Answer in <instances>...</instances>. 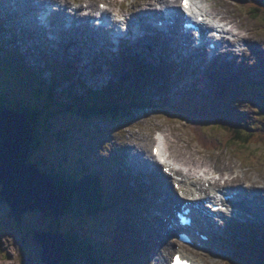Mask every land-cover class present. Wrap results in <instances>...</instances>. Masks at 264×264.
I'll list each match as a JSON object with an SVG mask.
<instances>
[{
  "label": "rangeland",
  "instance_id": "374dc122",
  "mask_svg": "<svg viewBox=\"0 0 264 264\" xmlns=\"http://www.w3.org/2000/svg\"><path fill=\"white\" fill-rule=\"evenodd\" d=\"M142 1L144 0H86L85 2L82 0L81 2L86 5L94 3L95 11L91 15L95 16L105 4L113 13H120L121 9L126 12L122 14H129L135 9V4ZM74 2V0H69L67 5L71 7ZM244 2L247 0H206L207 7L210 6L212 9L207 8L210 13L214 11L217 13L216 17L221 15L227 21L234 22V25L236 23L237 27L242 28L240 30L247 38L243 46L246 52H239L236 55L228 54L224 58L219 56L211 65L207 59L203 58L202 53L198 60L192 57L184 60L181 57L180 51L183 48L179 41L177 46H174L178 53L176 58L173 56L171 47L167 48L168 42H161L162 48L160 49L164 50L163 54L159 48L149 45L143 44L136 50L123 45L119 50H115V57L112 58L100 49L101 41L95 42L91 39H88L87 43L76 44L78 47H74L76 53L80 55V59L76 60V57L66 56L63 60H56V63H53V55H42L39 54V49H35L36 51L32 49L38 42L35 37L30 36L27 39V36H24L16 39L17 33L13 29L9 28L7 32V40L12 38L14 42L8 47L6 40V55L17 53L19 49H21L19 52H22L25 48L28 51V58L18 57L17 53V60L28 66L30 72L35 70L39 74L33 79L26 73H10L13 74L12 79V77L6 76L10 67L1 61L0 72L3 76H0V100L5 99L6 101H3L10 105L9 108H13L14 105H21L24 108L27 105L36 107L43 105L49 117L45 124L40 122L36 125V130L41 135V143L38 150L32 153L30 162L37 163L40 169L47 167L50 171L54 170L57 176L61 171L59 165L65 167L64 170L66 168L75 170L76 168L78 172L86 174L83 172V168L81 169L80 163L77 162V160H85V158H89V161H86L89 164H96L97 167L102 168L103 164L111 163L112 166L109 168L115 174L114 183L106 184L109 188L106 199L110 204V207L107 208L110 209L105 210V213L97 217L83 218L82 223L79 222L78 227L75 228H78L77 230L82 233L93 231V235L101 236L107 243L109 240L113 241L114 243L111 244L113 249L109 253L116 254V251L123 253L122 260L129 259V262L126 263L149 264L153 257L151 251L159 242H156L154 238L153 241H147L144 238V233L139 230L144 231L147 224L154 228L155 224L151 214H160L159 209L161 208L169 210L171 195L167 194L168 191L172 186L179 195L183 185L181 179L174 178L175 181L170 186L163 180L166 177L145 167L144 163L142 166L138 165L145 162V157L152 158L153 147L157 145L164 147V142L167 140L168 153L172 157L187 161L194 160L195 165L206 163L208 167L214 163L221 167L226 160L232 159L238 166H241L242 174L244 170L252 172L260 176L264 182V148L257 147L250 151H244L249 156H245L243 153L240 155L241 157L232 150L221 149V151L209 152L197 143L194 133L196 130L203 135L222 140L225 137L223 129H221L223 126L243 124L247 128L257 130L264 127V110L261 108H264V76H256L264 66V22H262L264 20L257 21L247 16L246 9L243 7ZM2 4L0 3V9L7 11L5 3ZM44 6L47 5L44 4ZM23 16L25 19L29 18L26 13ZM16 19V23L21 28L28 27L27 24L20 22L19 17ZM0 26L4 27L2 20H0ZM33 33L37 32L34 30ZM93 42L98 45L95 46ZM168 44L173 47L171 42ZM139 48H141L140 52L143 56L135 54V57L132 58ZM98 49L101 50L99 53ZM64 53H68L67 48ZM106 55L109 60L101 59V57L106 58ZM129 59L138 60L137 69H130L129 62L127 64ZM161 61L170 63V73H167L168 71L157 73L153 70L149 71L150 69L147 68L149 65H159ZM225 63L227 66L224 65ZM49 64H52L54 69L50 68ZM213 65L231 70L230 73L233 74L238 69L245 74L241 78L240 74L235 75L234 82H229L227 77L217 76L213 71ZM113 67H116L117 70L112 69ZM250 72L255 74L256 80H247ZM28 77L29 81L23 82L22 89H20L16 83L21 82V78L27 79ZM109 78L111 80L117 78L115 81L119 87L121 86V90L126 89V93H133L134 90L141 89L148 101L153 100L154 108L135 117L136 122L130 124L129 127L125 125L112 127L103 120L88 124L67 111V107L75 106L76 95L82 94L84 87L88 86L99 90L111 83ZM246 83L248 88L251 86L256 88L257 85H263V87L256 88L255 91L252 90L254 93H247L244 90L247 88ZM202 88H208V93L204 95V93L198 92ZM49 89L53 91L55 105L65 106L62 109L64 112L60 111V108L56 111L57 114H52L51 108L49 109L48 106L53 104L47 102L48 97L45 94ZM37 90L40 91V97L36 99L34 95L37 94ZM156 102L159 104L156 105ZM171 103L175 107L190 104L191 108L183 109L188 111L185 117L176 115L169 117L168 111L159 108L164 106L169 109ZM115 154L118 155V160H116ZM121 160L126 161L127 165ZM112 161L115 163L112 164ZM175 164L179 168L183 167L180 162ZM160 169L164 174V167L160 165ZM131 172L135 174L133 177H128ZM164 175L166 176V174ZM150 176H157L154 178L155 184L150 182ZM146 181L152 183V186L146 185L145 183H148ZM206 181L205 183L209 185L210 183ZM1 190L0 184V192ZM124 192L131 193L135 197L134 200H120V194ZM165 197H169V199L165 200ZM115 200L118 202L113 209L112 202ZM207 203L204 204L207 205ZM12 214L7 202H4L0 196V264H45L41 260V248H37L32 242L33 240H23L22 238L23 233L21 232H24L27 227H33L40 232H45L54 224L61 230L74 229L71 218L51 219L44 217L40 212H35L26 214L23 217V222L19 224ZM254 221L256 222L254 225H258V229H260L261 224L256 220L252 221L249 217L246 220L230 221L224 226V233L218 235L219 242L214 240V245H206L208 251L205 248L195 251L200 257L174 250L175 252L172 251L167 256L168 262L171 255L181 253L198 264H250L248 260H254L253 256H250L241 247L239 248L238 236L232 233L229 225L235 227V225L247 224V222L252 224ZM122 225L125 232L121 229ZM156 230H154V234ZM26 233L32 235L34 232L26 230ZM89 239H91L90 236ZM105 248L106 246H101L99 253L103 252ZM218 248H221V253H225L224 256H221L220 252L217 253ZM261 262L264 264L263 260ZM154 264H160V262L155 261Z\"/></svg>",
  "mask_w": 264,
  "mask_h": 264
},
{
  "label": "bare ground",
  "instance_id": "6f19581e",
  "mask_svg": "<svg viewBox=\"0 0 264 264\" xmlns=\"http://www.w3.org/2000/svg\"><path fill=\"white\" fill-rule=\"evenodd\" d=\"M74 1H75L74 4L71 7H69L67 5L69 4L68 3L69 0H0V3L1 4L5 3L8 9L7 11L0 9V20L3 21V25L5 27L4 28L0 26V46L7 48L6 46V40L8 38L7 32L10 28V29H13L17 33L15 35L16 39L17 37L23 38L24 36H27L26 37L27 39H29L30 36L35 37V39L38 42L35 43L36 47H32V49L33 50L39 49L38 52L39 54H42V55H45V54L47 56H49V54L53 55L54 56L52 60L53 63H56V60L57 61L63 60L64 57L66 56L76 57V60L80 59V55L76 53V51L74 50V47L75 46L78 47L79 44L87 43L88 39H91V41H95V42L101 41L102 45L100 46V49L104 50L112 58L113 56L115 57L113 50H112L113 41H112V37L109 34V32H107V30H104L101 27L100 28L91 27L90 24L87 22L88 16L91 15L93 11H95L96 5L94 3L86 5L85 3L81 2L82 0H74ZM83 1L85 2L86 0H83ZM44 4H46L47 6L44 7ZM82 4H83V7H82ZM194 4L198 5L202 9V11L208 15L209 19H212L213 21H217V22H228L233 25L230 29H227L226 32H227V35H232L234 39L233 40L226 39L221 45L222 48L220 49L221 51L220 55H222L223 58L225 57L226 54L236 55L239 52H243V53L246 52L243 46H244V42L247 41V38L241 34L240 28L236 26V23L234 25V22L231 23V21H227V19L225 17H222L221 15L220 17H216L217 13L214 11H211L210 13L207 10L208 7L206 4V0H194ZM158 5H166L169 8H173V9L181 8V7H178L179 0H144L142 3L138 4V6L141 8L140 10L141 12H144V10H145V13H150L151 11H154L157 14L158 20L165 23L166 17L163 14H160L162 13V11L158 9L157 7ZM61 6H62V10H61ZM48 12H50V14H48ZM106 12L109 14V18L111 19L112 23L114 25L117 24V27H118L119 20L114 19V16L112 15L110 10L109 12L108 11ZM25 13L28 14L29 16L28 19L24 18L23 15H25ZM120 13H126V12L120 9ZM43 14L45 15L44 19H42L41 17V15ZM134 14L130 18H126V19L131 23L141 22L142 17H140V14H137V16H136V12ZM179 15H180L179 18H181V14ZM17 17L20 18L21 23L27 24L28 27L25 28L26 30L24 28H21V26H19V24L16 23ZM69 23L71 24L70 28L67 26L69 25ZM124 25H127V24H124ZM39 27L40 28L42 27V28L40 29ZM164 28L167 31H169L168 27L164 26ZM34 30L37 32L35 33L37 35L33 33ZM160 31L163 32L164 29ZM172 33H173L172 37L163 35L162 38L156 37V39H152V38H148L149 37L148 35H144L141 37V35L137 32L135 35L136 37L135 39L132 38L133 34H130L128 40L133 43L132 47H137V46L139 47L142 44V41H143L142 39L146 38L148 39L149 41L148 43L151 45V47L153 46L159 49L162 48L161 46L162 41H164L165 43L171 42L173 47L167 43V48L168 46L171 47L173 56H175V58L178 56V53L174 49V46H177L176 44H178V41H179L180 45H182V48H183L180 51L181 57L184 60L190 59L191 57L196 58L198 55H200L199 49L197 47L193 49V46L191 44L192 41L194 40L193 35H183L182 36L183 30L179 25L173 28ZM42 35H44V37H42ZM124 39H125V36L121 37L119 40L120 43H122ZM13 42L14 40L12 38L8 39L7 40L8 47ZM195 43L197 42L195 41ZM94 45L97 46L98 44L94 43ZM65 48L68 49V53L66 54L64 53ZM160 50H161V53L163 54L164 50L162 49ZM19 51H21V49H19L17 53ZM100 51L101 50H99L98 53ZM17 53L11 54V56L15 60H17ZM22 53H24L23 55L25 56V58H28V51H26L25 48L24 50H22ZM19 55H20V52L18 53V57H20ZM218 56L219 55L217 54V57ZM101 59L109 60L107 59V55H106V58L101 57ZM3 60L4 58L0 59V62ZM25 62H27V60H25ZM49 67L54 69L52 64H49ZM23 73H26L27 76L28 75L33 76L31 73L36 75L35 74L36 71L33 70V72H30L28 67H27V70H24L20 72L19 74H23ZM56 76H58V73H56ZM116 79L117 78H114L113 80H111V78H109L110 80L109 82L111 83H109L108 86L114 85V84L116 86H119V84L115 81ZM102 89L104 90V87H101V89L99 90H102ZM93 90L95 89L93 88ZM244 90L247 91L248 89L245 88ZM15 108L19 109L21 108V105H14L13 108L0 109V110L6 111V112H18V113H22L25 115V113H23L21 110H17ZM46 116H47V113H46ZM47 118L49 119L48 116ZM30 124L33 127L34 136H33L32 142L29 147L30 148V153L28 155L29 161H28V164H25V165L35 164L36 165L35 169L40 170L39 174L44 175L55 186L56 183L51 177V175H53V172L55 173L54 170L50 171V169H48L47 167H44L42 168L44 170L43 171L42 169H40L37 163L30 162L31 160L30 158L33 153V145L36 142L37 134H39V137H40L39 146L41 143L40 133L38 132V130H36V127L32 124L31 121H30ZM166 142L167 140L164 142V147L161 150L167 156L169 149H168ZM151 156L152 158L145 157V162H142V163H144L145 167L151 168L153 172L161 174L162 177H166L163 179H166L169 185L171 186L172 181H173L172 176H168V175L165 176L160 169L161 164L156 159H154L155 158L154 155H151ZM170 159L177 163L180 162V164L183 166L181 168H176V170L174 171L179 177H182L183 179L182 184H185V186L181 188V192H182L181 196L183 199L180 197V195H178V192H176V190H174L172 186H171V190L168 191L171 194L173 198V202H174V204L172 205V208H178V207L182 208V205L184 206V203L189 204L195 210L194 212L195 221H201V223L204 224V226L203 225L200 226L202 231L212 234L216 242L218 240V234L223 233L225 231L224 225H226V223L221 222L217 217L207 216L206 214L208 213V211L206 209V206L204 205V201L207 199H210L211 201L209 202H213L214 205L228 206L227 204L225 205L224 203L220 204L221 202L220 200H222L218 196L220 192L225 193L224 196H227L226 193L229 191L233 194H237L240 198V201L243 202L240 208H236L234 210V212H236L237 214V218H243L247 213L249 214L251 213L255 217H258L259 220H262L261 226L264 229V210L262 209V207H259L258 209L257 207L252 205L254 204V202L259 201L264 206V203H263L264 202V182L262 181L260 176H257L252 172H245V170H244V173L242 174L243 170L241 166H238L236 162H233L232 159L226 160L221 165V167H219V165L216 163L212 164L210 167H208V164L206 163L205 164L203 163L202 165H195L194 160H189V161H187L186 159L181 160V159L172 157L171 154H170L169 160ZM77 162L80 163L81 165L80 167L82 169L84 165V159L77 160ZM166 166H168V164H166ZM169 166H173V165L169 164ZM108 170L110 171V169ZM69 171L71 172V174L75 172L78 175H83L82 173L78 172L76 168L75 170H71L68 168L64 170V172H69ZM76 174L73 173V176L74 175L76 176ZM173 175H175V173H173ZM128 177H131V176H128ZM155 177L157 176H154V177L150 176L149 178L150 182L152 181V183L155 184V179H154ZM205 180H207L206 182L210 183L212 191L216 192L217 193L216 195L212 196L210 190L207 188V184L205 183ZM146 182H148V183H145L146 185L150 187L152 186V183H150L149 181H146ZM0 184L2 186L0 196L1 198H3L4 202L5 201L7 202L8 206L12 210L6 198L3 195H1V193L3 192L4 186H3V183L0 182ZM57 193L60 199L59 203H61V198H60L58 189H57ZM236 204H238L237 201H235L234 206ZM172 208H168L169 210L165 208H161L159 209V211L161 212L160 214L152 213L151 214L152 220H154V224H155L154 228H152L149 224H147V226H145L144 231L141 229L139 230L141 233H144V238H146L147 241L148 240L153 241V238H154L156 242H159V244L155 246L151 251V254L153 255V257L150 260L149 264H154L155 261L160 262V264H167L168 263L167 256L170 255L171 252L174 250L183 249L185 252L191 251L189 247L179 244L178 242H176L174 239L171 238V234L174 231V228L172 227L170 228L171 229L170 230L167 227L170 226L174 221V211L172 210ZM35 212H38V213L40 212L41 214H43L42 211H39V208H35L33 211H27V212L22 213L21 219L23 220V217L26 214H30V213L32 214ZM59 214H62L61 208H60ZM198 214H201V215H198ZM228 217L229 216H225L224 218L228 220ZM49 229H51V227ZM30 230L31 232H34L32 235L46 233V231L40 232L34 228ZM154 230H156L155 234L153 233ZM33 240H34V237H33ZM164 252L166 253V255ZM105 255H108V254L105 253Z\"/></svg>",
  "mask_w": 264,
  "mask_h": 264
},
{
  "label": "trees",
  "instance_id": "16d2710c",
  "mask_svg": "<svg viewBox=\"0 0 264 264\" xmlns=\"http://www.w3.org/2000/svg\"><path fill=\"white\" fill-rule=\"evenodd\" d=\"M243 4L247 16L257 21L260 19L264 20V0H247V2H244ZM0 48V59L4 58V65L10 67L9 72L6 73L7 77H12L13 79V75L9 73L19 74L20 72L27 70L28 66H25L19 60H15L11 56L12 53L8 54V56L6 55V48L3 46H0ZM19 56L22 57L24 55L20 52ZM130 66L132 69L137 67L133 62H130ZM162 66L164 67V65ZM163 67L157 65L154 67L152 66L149 71L153 70L155 72H160ZM31 74L33 75L31 77L35 79L39 73L36 72V75L33 73ZM0 76H3V74L0 73ZM25 79L26 78H21V82L16 83L20 89H22L23 82L29 81V77L26 80ZM120 88L121 86L119 87L115 84L104 87V90H93L91 87H84L83 93L76 95L77 100H74L76 101L74 103L75 106L67 107L66 109L85 123L103 120L112 127H120L121 125L127 126L128 124L136 122L135 117H138L139 114L147 113L154 108L155 105L153 100L148 101L147 96L141 89L134 90L133 93H126V89L121 90ZM249 91L252 92L250 88ZM45 94L48 97L47 102L53 104L52 106H48L49 109L51 108L53 115L57 114L56 111L60 108V111L64 112L62 109H64L65 106L60 107L55 105L56 102L54 101L53 91L51 89L46 91ZM122 94L123 96H121ZM39 95L40 91L37 90V94L34 95V98L37 99ZM3 100L6 101L5 99ZM3 100H0V109H8V106L10 105ZM155 104L158 105V102ZM190 108V104H186L185 106L178 105L177 107L170 104L169 109H166L164 106L159 109L168 111L169 117L173 115L185 117L188 111L183 109ZM261 108L264 110L263 107ZM17 110H21L25 113L26 117L35 127L40 122L45 124L48 121L46 116L47 112H45V107L43 105L38 107L27 105L25 108L21 107ZM221 129H223L225 134V137L222 140L215 139L213 136L203 135L194 130L195 139L208 151L229 149L235 154H239L238 156L243 154L244 151H250L257 147L264 148V127L257 130L255 128H247L243 124H238L223 126ZM39 138V134H37L36 142L33 145V152L39 147ZM245 156L249 155L245 154ZM85 163L86 161L84 160V164ZM64 168L65 167L59 165V169L61 170L60 173L57 176L53 172L51 177L57 185L62 201L60 206L62 216H71V223L76 225L78 221L82 223L81 221L83 218L95 216L100 212L102 194L100 184H98L99 175L95 172L98 177L96 178L92 172H86L87 170L83 166V172L86 174L78 175L73 172L76 174V176H73V173L71 174L70 171L64 172ZM45 215L49 216L48 213ZM52 229L53 228L50 230ZM65 234L68 240V249L64 253L62 264H78L80 262L83 264H110L112 262V260L103 256V252L99 253V242H96L90 234L83 233L82 235H79L76 231L71 229L66 230ZM89 236L91 239H89ZM263 255L264 250L256 248L253 257L255 259H262ZM256 261L259 262V260Z\"/></svg>",
  "mask_w": 264,
  "mask_h": 264
},
{
  "label": "water",
  "instance_id": "95a60500",
  "mask_svg": "<svg viewBox=\"0 0 264 264\" xmlns=\"http://www.w3.org/2000/svg\"><path fill=\"white\" fill-rule=\"evenodd\" d=\"M33 136V127L24 114L0 110V182L4 186L1 195L18 222L22 221V213L35 208L56 218L61 215L56 185L39 174L35 164L25 165L29 161ZM25 237L29 238L28 233ZM33 237L37 246L42 247L43 263L62 264L67 247L62 234L40 233Z\"/></svg>",
  "mask_w": 264,
  "mask_h": 264
},
{
  "label": "snow or ice",
  "instance_id": "6c2138e0",
  "mask_svg": "<svg viewBox=\"0 0 264 264\" xmlns=\"http://www.w3.org/2000/svg\"><path fill=\"white\" fill-rule=\"evenodd\" d=\"M181 3H182V5L183 6H188V4H189V0H181ZM262 22H264V21H262ZM157 153H158V150H157ZM179 257H177V259H178Z\"/></svg>",
  "mask_w": 264,
  "mask_h": 264
},
{
  "label": "clouds",
  "instance_id": "9594fccd",
  "mask_svg": "<svg viewBox=\"0 0 264 264\" xmlns=\"http://www.w3.org/2000/svg\"><path fill=\"white\" fill-rule=\"evenodd\" d=\"M58 189V188H57ZM40 248H41V250H42V247L40 246ZM64 253H65V251H64ZM63 256H64V254H63ZM63 259V258H62Z\"/></svg>",
  "mask_w": 264,
  "mask_h": 264
}]
</instances>
